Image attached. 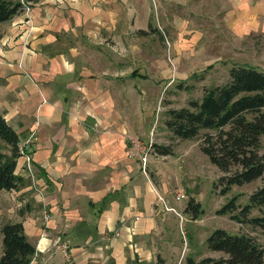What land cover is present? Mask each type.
<instances>
[{
	"label": "crops",
	"instance_id": "0c3cea01",
	"mask_svg": "<svg viewBox=\"0 0 264 264\" xmlns=\"http://www.w3.org/2000/svg\"><path fill=\"white\" fill-rule=\"evenodd\" d=\"M28 2L29 11L0 23V113L20 139L32 134L34 167L17 158L25 184L0 189V222L22 223L35 246L29 264H67L61 243L72 264H186L188 234L178 241L158 199L172 206L184 186L175 151L151 150L145 166L126 156L134 129L117 95L137 86L128 76L144 75L146 60L136 54L132 69L129 45L136 30L152 28L151 16L169 38L192 25L214 35L222 23L238 36L262 32L264 0ZM1 241L0 233V254Z\"/></svg>",
	"mask_w": 264,
	"mask_h": 264
},
{
	"label": "rangeland",
	"instance_id": "374dc122",
	"mask_svg": "<svg viewBox=\"0 0 264 264\" xmlns=\"http://www.w3.org/2000/svg\"><path fill=\"white\" fill-rule=\"evenodd\" d=\"M193 19L196 24L204 22L195 19V16ZM150 21L152 28L136 30L134 35L137 38L129 45L134 56L132 69L139 61L136 54L145 56L146 60L141 62L144 75L128 76L129 82L137 86L131 85L129 92L124 91L125 97L120 93L117 95L119 100L125 102L118 110L129 118L134 129L133 134L128 136L137 135L142 142L152 139L153 143L170 145L175 151L172 159H177L172 169L184 180L186 187L180 200L170 199L172 207L179 211L178 215L170 210L172 231L179 242L182 240L181 231L187 232L192 247L189 256L196 260L203 256L220 255L219 252L210 251L206 243V238L216 228H223L229 233L248 234L264 248V227L249 222L250 218L264 216V205L251 208L246 216H241L244 219L242 222L232 219L229 214L217 213L235 195L238 205L236 213L240 211L249 203L250 194L260 187L262 179L240 186L232 185L227 192H221L223 182H219L218 178L226 174L212 164L200 144V138L205 133L215 131L202 129L199 139L177 140L171 137L172 133L165 124L168 110L188 106L191 100L200 101L207 87L227 82L228 70L232 65L246 64L264 70V31L238 36L222 23L216 24L218 30L214 35H205L201 27L192 25L185 30L186 36L169 38L157 33L159 30L152 26L155 25L153 16ZM1 146L5 148L3 144ZM261 147V151H264V135L261 137ZM191 199L199 203L197 209L186 208Z\"/></svg>",
	"mask_w": 264,
	"mask_h": 264
},
{
	"label": "trees",
	"instance_id": "16d2710c",
	"mask_svg": "<svg viewBox=\"0 0 264 264\" xmlns=\"http://www.w3.org/2000/svg\"><path fill=\"white\" fill-rule=\"evenodd\" d=\"M36 1V0H27ZM23 11L19 0H0V23ZM212 66V65H210ZM229 79L223 84L207 87L200 101L191 100L188 106L167 111L165 124L177 140L199 139L202 129L201 150L220 172L218 178L225 193L232 185H243L261 178L262 183L249 196V203L236 213V195L217 210L242 222L251 208L264 205V151L261 137L264 135V70L246 64H234ZM20 137L0 113V189L18 190L25 183L15 173L16 160L20 156L17 143ZM7 148V150H6ZM158 155L173 154V147L152 143ZM8 151V152H6ZM192 199L186 208H198ZM196 215V214H195ZM253 225L264 227V216L250 218ZM2 234L0 264H29L35 246L27 239L20 221H1ZM210 251L219 252L218 257H186V264H262L264 248L252 236L229 233L223 228L214 229L206 238Z\"/></svg>",
	"mask_w": 264,
	"mask_h": 264
},
{
	"label": "built area",
	"instance_id": "2783aa9c",
	"mask_svg": "<svg viewBox=\"0 0 264 264\" xmlns=\"http://www.w3.org/2000/svg\"><path fill=\"white\" fill-rule=\"evenodd\" d=\"M20 3L23 6V10L29 11V2L27 0H19ZM31 141H32V134L28 135L25 139H19L17 146H18V152L21 157L24 158V166L28 171H32L33 169V163L31 160L30 150H31ZM127 147H126V156L130 159H138L141 161L142 165H146L148 155L150 154L152 150V139L148 141L147 143L142 142L139 136H128L127 138ZM185 192V187L180 186L178 189H176L174 196L176 200H180L182 193ZM158 199L163 202L165 209L172 210L176 214L179 215V211L175 209L172 206H167L164 203L163 198L158 195ZM44 220L49 219V214L47 212H44L43 216ZM60 251L62 257L65 259L67 264H72V256L68 250V246L65 243H61L59 246H57Z\"/></svg>",
	"mask_w": 264,
	"mask_h": 264
}]
</instances>
